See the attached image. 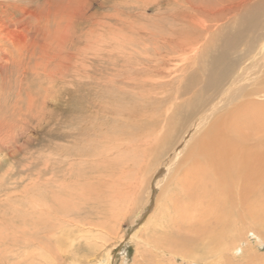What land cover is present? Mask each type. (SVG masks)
Instances as JSON below:
<instances>
[{
	"label": "rangeland",
	"instance_id": "obj_1",
	"mask_svg": "<svg viewBox=\"0 0 264 264\" xmlns=\"http://www.w3.org/2000/svg\"><path fill=\"white\" fill-rule=\"evenodd\" d=\"M174 1L0 0V264L208 263L144 237L193 170L187 133L222 88L201 90L203 66L257 0L234 11L226 0H193L218 6L194 11L206 31L181 20L187 0ZM263 35L254 62L264 58ZM250 241L257 260L244 243L237 261L264 264V246Z\"/></svg>",
	"mask_w": 264,
	"mask_h": 264
},
{
	"label": "bare ground",
	"instance_id": "obj_2",
	"mask_svg": "<svg viewBox=\"0 0 264 264\" xmlns=\"http://www.w3.org/2000/svg\"><path fill=\"white\" fill-rule=\"evenodd\" d=\"M233 1L234 0H226L228 10L234 11V9H238L241 5L250 3L251 0H239L237 3ZM174 2H176V0ZM186 3L190 5L189 11L183 14L184 16L177 13L173 18L181 16V20L189 24L187 26H201L200 28L206 31L207 27L211 25L204 22L199 24L200 21L198 17L194 15V11H199L202 8V10L209 11L210 14H214L218 6L211 5L206 7L203 4L202 7L201 4H195L193 0H187ZM263 14L264 0H257L256 3L248 7L246 13L239 18L238 21H243L240 24L241 27L239 31L222 36V40H218V42L221 43L217 52L213 55L214 58L207 67L206 65L203 66L202 70L204 75L199 79L200 87L202 84L201 90L206 89V84H209V88L214 90L220 87L222 88L219 93L217 92L218 94H216V97L204 113L197 117V119L195 118L196 120L192 122L189 133H187V135H191L192 143L195 145L192 151L194 160V166L192 165L193 170L188 173L182 172L180 174V177H178L179 179L175 181V185L177 186L175 190L177 193L176 199H169L170 203L165 207L166 211L163 218L156 223L154 231H147L144 237L146 240L148 237L150 241H158L161 247L163 246V248L168 250L171 249L172 251L179 246H184L185 250L183 251L185 253L181 251L180 253H182L183 256L186 254L187 256L184 258L191 261L192 259L195 260V258H199L208 261L209 264H239L237 261L239 257L238 252L241 251V248L243 249L245 246L244 243H248L246 254L247 256H252L251 261H249L252 262L258 255L254 250L251 251V237L257 235L260 241L259 243H261V246H264V58L257 62L252 60L259 48L258 45L254 50L253 45L263 35ZM218 17L216 18L218 19ZM15 35V41L16 39L18 41L20 39L24 40V35L22 33H16ZM167 40H165V42ZM262 40H264V38ZM196 46H199V44H196ZM184 47L188 46L186 45ZM241 65L245 67L244 71L234 78L235 74L238 72L237 69ZM196 79V77L191 78L193 82ZM221 82L222 85L219 87L218 85ZM253 94L255 96L252 98V101L244 100L245 97ZM220 95L222 96L219 97ZM255 97L262 98L263 100L256 99ZM251 108L252 111H248ZM221 112H224L223 115L225 117L216 114ZM210 122L211 125L203 138H195L196 135L200 133V129ZM234 124L238 126L236 130L232 128ZM219 126L230 128L231 132H217L215 129H218ZM186 142V139L182 141V143ZM206 152L208 155L207 157H205ZM175 155L176 153L172 155V158H174ZM201 155L208 159L207 164L210 166L211 172H209L210 170L207 164L198 163L197 166H195L196 158ZM199 160L200 159H197L196 161L198 162ZM205 169L209 172L206 176H204L202 172V170ZM29 206H31V204ZM47 209L48 208H46V210ZM66 211H68V209ZM57 212L58 211H56V214ZM39 216L42 215L39 214ZM66 216L68 217V215ZM53 220H55V218ZM41 224L43 225V223ZM30 226L33 227L32 225ZM18 231L19 230H17V232ZM139 233L134 234L133 237L143 242L144 238H141ZM25 237L27 238V235ZM13 238H15V236ZM28 240L30 239L28 238ZM39 241H41V239ZM18 244L20 243L18 242ZM40 245L41 244H39V246ZM147 245H149L148 241ZM37 246L38 245L35 247ZM192 264L195 263L192 262Z\"/></svg>",
	"mask_w": 264,
	"mask_h": 264
}]
</instances>
